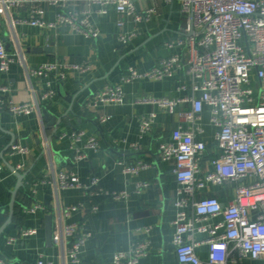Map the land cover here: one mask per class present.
Segmentation results:
<instances>
[{
  "label": "crops",
  "instance_id": "0c3cea01",
  "mask_svg": "<svg viewBox=\"0 0 264 264\" xmlns=\"http://www.w3.org/2000/svg\"><path fill=\"white\" fill-rule=\"evenodd\" d=\"M139 10L155 8L153 17L138 24L128 22L124 31H136V37L128 44L119 42L122 30L117 25L119 15L114 7L106 15L94 13V22L101 34L89 39L63 25L57 29H41L20 23L17 18L29 14L30 5L0 9V41L8 54L19 60L6 73H0V82L7 83L17 102L33 101L37 109L32 114L13 115L0 109V228L5 226L0 237V264H36L41 254L55 264H72L56 244L62 222H81L92 236L82 255L83 264H111L117 251L127 250L136 241L146 240L150 244L149 254L139 264H180L173 242L178 207V182L174 174V163L164 161L160 156V144L170 140L178 125L189 128L192 123L180 113L171 114L151 103H136L139 97L182 96L176 86L187 79L181 72L174 78L164 80L142 79L124 83V103L109 106L99 113L111 118L100 121V114L86 109L85 103L103 88L118 84L130 66L143 72L152 69L160 60L182 52L179 45L180 28L186 24L178 0L173 2L137 0ZM97 8V7H96ZM57 9L46 7V17L55 18ZM174 42L173 47L167 43ZM53 47V48H49ZM89 62L90 70L80 72L69 70L65 79L55 74L29 76L28 68L52 61ZM252 85L258 93L259 84L255 71L251 73ZM47 89H54L56 95L43 99ZM184 111L191 109L190 103L181 105ZM156 112L153 130L141 137L140 118ZM202 132L198 138L205 141L207 150L203 155L202 172L213 170L212 160L221 154L216 140L218 127L211 122L209 107H205L200 121ZM84 131L85 136L78 146L87 157L76 160L73 141L63 134ZM90 137H95L98 149L85 148ZM11 143L28 146L26 155H11ZM131 143H138L139 149H131ZM74 146V147H73ZM138 160L149 163V167L138 175L125 174L124 163ZM26 167L19 171L25 174L24 185L17 193L14 214L10 218L12 191L18 183V176L12 170L18 163ZM75 172L82 183L89 184L94 176L110 191H128L129 196L113 200L108 196L90 197L83 189H58L61 172ZM150 185L138 189L139 182ZM235 183L209 185L201 196L218 197L224 205L235 198ZM49 198V203L46 199ZM41 202L47 209L27 213L26 206ZM83 203L84 207L70 217H64L58 208ZM99 205L96 213L88 208ZM53 215L51 242L46 234V216ZM222 217L216 218L221 220ZM24 227H36L33 236H20ZM149 228V230H148ZM9 237L17 241L7 243ZM204 235H197L203 240ZM208 246L201 244L197 251L201 258L208 257ZM3 261V262H1ZM240 264H264L259 259L243 258Z\"/></svg>",
  "mask_w": 264,
  "mask_h": 264
},
{
  "label": "built area",
  "instance_id": "2783aa9c",
  "mask_svg": "<svg viewBox=\"0 0 264 264\" xmlns=\"http://www.w3.org/2000/svg\"><path fill=\"white\" fill-rule=\"evenodd\" d=\"M173 2L175 0H154ZM186 24L180 28L179 45L181 53H175L160 60L159 64L147 71H139L130 66L121 77V82L98 91L85 103L86 109L99 113L101 109L124 103L126 93L124 83L135 80H164L174 78L181 72L187 81L176 86V90L185 93L182 96L164 95L160 97H139L136 103H151L160 109L174 114L180 113L192 126L184 128L178 125L173 129L170 140L160 144V156L164 161L174 163V174L178 182V212L174 220L173 242L180 264H240L243 258L259 259L264 257V0H178ZM137 0H0L1 7L30 5L29 14L17 18L20 23L41 29H57L70 26L74 31L89 39H96L101 31L94 22V13L106 15L114 7L119 18L117 25L121 31L119 42L130 43L137 35L136 31H124L128 22L134 24L150 20L155 8L145 11L138 9ZM57 9L54 19L46 17V7ZM97 7V8H96ZM173 47L174 42L167 43ZM19 60L11 57L5 44L0 41V73H6L10 66ZM89 62H47L35 68H28L29 76L55 74L65 79L69 70L86 72ZM255 71L259 84L258 93L252 85L251 73ZM54 89H47L42 97H55ZM190 103L191 109L184 111L182 104ZM205 107L211 112V122L218 127L216 140L221 154L212 160L213 170L202 172L201 161L207 150L205 141L198 138L202 132L200 121ZM0 109L13 115L32 114L37 109L33 101L17 102L12 96L11 87L0 82ZM100 121L106 122L110 114L99 113ZM157 113L141 116V137L149 134L156 123ZM85 136L84 131L63 134L73 141L76 148V160L87 157L78 143ZM73 146V147H74ZM131 149H139L138 143H131ZM85 148L98 149L95 137H90ZM31 152L28 146L13 143L11 155H26ZM125 174L138 175L149 167V163L138 160L124 163ZM25 162L18 163L16 171H22ZM0 164V174L4 171ZM235 183V198L224 205L215 196L203 197L201 192L209 185ZM150 185L139 182L138 189ZM58 189H83L90 197L108 196L113 200L126 199L129 192L110 191L94 176L89 184L81 182L73 172H61ZM84 204L59 207L58 212L70 217L83 208ZM47 209L41 202L26 206L27 213H36ZM98 204L88 208L96 213ZM222 217L221 220L216 218ZM149 230V228H148ZM38 233L36 227H24L20 236H33ZM204 235L203 240L197 235ZM92 234L81 222H62L56 244L72 264H83L84 248ZM17 241L9 237L7 243ZM206 244L208 257L201 258L197 248ZM150 244L146 240L132 243L127 250L117 251L111 264H139L149 254ZM3 262V261H1ZM36 264H55L41 254Z\"/></svg>",
  "mask_w": 264,
  "mask_h": 264
},
{
  "label": "water",
  "instance_id": "95a60500",
  "mask_svg": "<svg viewBox=\"0 0 264 264\" xmlns=\"http://www.w3.org/2000/svg\"><path fill=\"white\" fill-rule=\"evenodd\" d=\"M49 48L51 49L53 47H49ZM11 145H12V143H11ZM12 170L18 176V183H17V186L15 187V189L12 191V199H11V202L9 204V206H10V218H9V221H11V219L13 217L14 208H15L16 199H17V193H18L19 189L21 187H23V185H24L23 180H24V177H25V174L24 173H21L19 171H16L15 168L12 167ZM46 203H49V198L46 199ZM5 226L6 225H3L0 228V237L3 234V232H4ZM46 234H47L48 241L51 242V240H52V234H53V215L52 214H48L46 216Z\"/></svg>",
  "mask_w": 264,
  "mask_h": 264
}]
</instances>
